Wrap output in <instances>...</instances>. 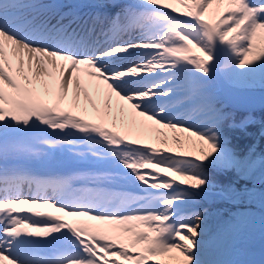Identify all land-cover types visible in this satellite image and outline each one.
Instances as JSON below:
<instances>
[{
	"label": "snow or ice",
	"instance_id": "obj_1",
	"mask_svg": "<svg viewBox=\"0 0 264 264\" xmlns=\"http://www.w3.org/2000/svg\"><path fill=\"white\" fill-rule=\"evenodd\" d=\"M257 124L264 0H0V264H264Z\"/></svg>",
	"mask_w": 264,
	"mask_h": 264
},
{
	"label": "bare ground",
	"instance_id": "obj_2",
	"mask_svg": "<svg viewBox=\"0 0 264 264\" xmlns=\"http://www.w3.org/2000/svg\"><path fill=\"white\" fill-rule=\"evenodd\" d=\"M93 99H95V97H93ZM81 104H83V100H81ZM77 115H79L80 113L77 112L75 113ZM91 117V109H89V117L86 118H90ZM110 127V125H109ZM117 131L121 130L119 122H117V128L115 129ZM168 135L170 136L171 133H168ZM237 213H245V210L239 208L237 210ZM246 215L249 216V220H248V224H249V240L246 243L245 247H249V245L251 244V242H253V240L257 237L261 235V231H259V229L257 228L258 225L261 226V217H260V213H255L253 210L249 209L247 211V213H245ZM261 229V227H260ZM225 258H243V251H241L240 255H235L233 254L232 256H226Z\"/></svg>",
	"mask_w": 264,
	"mask_h": 264
},
{
	"label": "rangeland",
	"instance_id": "obj_3",
	"mask_svg": "<svg viewBox=\"0 0 264 264\" xmlns=\"http://www.w3.org/2000/svg\"><path fill=\"white\" fill-rule=\"evenodd\" d=\"M250 137L254 138L255 140L254 144L257 154H264V139H262L259 136L258 131L255 135H251ZM238 209L239 208H233L230 205H220L213 208V213L215 218L224 219L231 215L237 214ZM251 210H253L255 213H259V211L256 209H251ZM260 227H261L260 225H258L257 227L259 231H261Z\"/></svg>",
	"mask_w": 264,
	"mask_h": 264
},
{
	"label": "trees",
	"instance_id": "obj_4",
	"mask_svg": "<svg viewBox=\"0 0 264 264\" xmlns=\"http://www.w3.org/2000/svg\"><path fill=\"white\" fill-rule=\"evenodd\" d=\"M257 115L259 116V114H257ZM258 129H259V124H257L255 127L251 128V129H250V132L252 133V135H255V134L257 133ZM262 139H264V138H262ZM254 141H255L254 138H252V137H247V138H245V139L242 141L241 146H242V147H245V146H247L248 144H252V143H254Z\"/></svg>",
	"mask_w": 264,
	"mask_h": 264
},
{
	"label": "water",
	"instance_id": "obj_5",
	"mask_svg": "<svg viewBox=\"0 0 264 264\" xmlns=\"http://www.w3.org/2000/svg\"><path fill=\"white\" fill-rule=\"evenodd\" d=\"M260 236H261V235H260ZM260 236H257V237L253 240V242H251V244L249 245V247L254 248V249H256V250L258 251L259 248H260V243H261Z\"/></svg>",
	"mask_w": 264,
	"mask_h": 264
}]
</instances>
